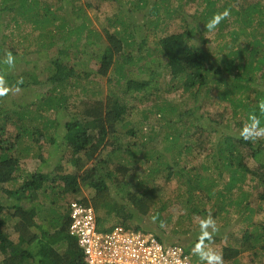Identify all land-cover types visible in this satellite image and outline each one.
<instances>
[{
  "label": "trees",
  "instance_id": "1",
  "mask_svg": "<svg viewBox=\"0 0 264 264\" xmlns=\"http://www.w3.org/2000/svg\"><path fill=\"white\" fill-rule=\"evenodd\" d=\"M27 1V7L21 9V12L25 11L24 13H26L34 9L35 5L38 6L36 0H26L25 2L27 3ZM63 1V6L67 5V1L71 4L70 8H73L74 12L73 17L80 16L82 18L83 15L80 12L83 8L77 9L81 0ZM186 1L187 4L194 3L199 9H194V13L188 20L186 17L182 18L183 29L185 30L160 37L153 43L155 48L148 49L146 38L139 41L134 39L130 32V24L127 23L130 22L131 10L117 5L116 18L113 22L108 21L110 22L108 26L113 27L114 31L103 30L100 35L96 32V39L93 44L90 38L94 32L89 34L84 43H80V35L84 33L85 26L82 24L78 25L77 28H71V23H74L73 19L69 23L66 22L65 17L64 20L62 19L66 22V46H61L56 57L49 61V68L45 70L48 75L43 82L37 79L36 74L31 75L29 72L27 73L31 76L28 77V81L23 82L21 79V82H18L17 75L13 73L16 77L11 76L12 73L8 71L9 68L0 63V72L7 70L5 73L8 84L14 83L15 88H25L28 85L40 83L49 87L48 92L38 96V104L35 105L32 102L22 106V103L16 102L13 98L6 104H4L5 100L0 101V186L14 183L21 177V161L32 153L35 145H39V140L35 135L32 136V132L42 131L44 134L42 137L46 136L48 122L43 121L45 116L42 112L45 109L57 114H60L61 110L64 113L68 112L69 104L66 102L64 93L66 87L70 85V80L76 78V72L82 71L84 76L93 73L105 77L110 71H114L119 79L126 74V67L138 63V74L135 77L128 76L129 78L125 80L126 83L121 91L107 93L104 99L99 101H83V107L80 106L82 109L77 110L76 115L74 113L75 120L74 118L71 121L67 119L64 123L60 142L64 145V149L67 147L72 149L75 155L74 169L76 173L54 175L51 179H48L46 174L34 173L29 175L20 184L18 190L14 192L19 199L17 203L6 207L0 202V256L4 257L0 264H84L75 239L68 234L70 221L66 203H64L62 213L55 222L57 225L49 226L52 229H45L42 224L36 222L35 207L32 205L26 207L20 203L21 200H27V197L28 200H35L38 195L48 196L52 194L51 202L56 205L57 201L62 199L61 195L63 194V192H54L53 185H55L56 180L60 181L64 192L73 195L80 194L82 190L88 192L89 204L95 210L98 229L107 230L110 227L120 225L127 230H143L135 221V215L144 217L152 213L154 204L159 200L157 188L140 189L139 186H136L135 189L139 190V194L128 191L121 201L117 199L121 204L116 203L109 210L105 202L106 195L110 193L107 183L108 177L106 174L103 177H97L94 172H99L107 167L108 171L113 169V173H119V170H123V166L119 169L118 165L111 164L109 166L110 160H101L91 169L85 167V163L93 162L98 151L106 148H110L108 152L120 151L119 144L116 143L114 147L115 142L113 139L110 141L109 137H114L116 140L117 124L122 123L123 119L130 114L131 107L136 106L135 103L139 97L147 103L156 104L154 106L155 113L161 117L160 123L164 122L163 129H166L162 138L163 143L170 142L171 139L168 138L179 139L180 134L177 133V136H173L174 131H180L178 129L179 124H187L183 132L187 134L186 137H196L194 141L199 146L194 150L198 156L207 150L216 152L218 159L217 166L214 164V171L219 177L224 174L228 176V181L224 184L226 196L222 192L218 195L221 203L232 199V196L229 197L228 195L233 189H237L242 193L234 204L238 207L243 206L244 212L248 210L249 195L242 189L248 176L261 182L264 189V146L261 143L254 142L252 144V141H244L238 132H234L236 128L241 130L252 114L257 115L261 123L264 124V113L259 109L260 103L264 102V5L261 4L264 0ZM148 2L149 0H135L133 3L129 2L128 5L131 4L133 10H141L148 5ZM155 5L157 8L151 10L153 15L158 16L162 11L167 15V18H170L175 12L169 3L161 7ZM225 9L230 10L229 18L233 19L236 28L233 31H227L218 27L212 31L216 40L219 39L220 41L221 39L223 41L220 49L215 51L212 56L210 52L200 48L194 42L195 36L198 35L199 41H204L202 34L210 32L206 30L205 25L214 13L222 12ZM43 11L49 12L50 9L46 7V10ZM238 17L243 19L242 25L238 24L240 23ZM47 36L53 39V36ZM95 41H97L96 44ZM99 41H104L106 45L104 47L99 45ZM241 42H245L241 46L242 50L239 49ZM91 44L96 46L97 52L94 56L88 57L86 50ZM80 45L82 50H79ZM225 47L232 49H228L230 51L226 53ZM9 52L0 46V61ZM217 55L220 56L215 60V63H211L210 60ZM92 58H95L99 63L95 70L89 67ZM157 68L164 70V74H161L163 80L160 82H158L160 73H157ZM146 69L150 71L147 72ZM152 82L159 84L158 87H153ZM255 83L259 84L260 90L253 88ZM117 84H119V80ZM177 92H181L178 102L166 101L162 98V94H176ZM130 95H136L133 104L124 98L131 97ZM183 99H191L196 105L198 104L197 109L205 110V115L210 113L206 108L213 107L219 112L230 109L232 115L230 120L226 121L227 131H222L217 141H214L213 138H204L214 136L213 134L216 135L219 131L212 130L213 127L210 129V125L209 127L200 125L199 120L198 123L194 124L197 121L195 118H191L193 121L191 123L185 121L184 115L191 114L189 113L190 108H186L187 110L185 109L179 116L181 105L185 107L189 105V101L186 103L180 101ZM16 104H19L20 107H15ZM32 106L35 107L34 110H31ZM240 113L244 114V120L238 117ZM162 115L165 116V119ZM202 115L201 117H203ZM169 117H176V120L169 119ZM36 121H41V128L36 127ZM8 126H13L16 132L7 133ZM126 135L133 137L134 132L127 131ZM259 141L264 142V140ZM216 142H218L217 144L222 143L224 146L217 145L216 150L210 147ZM131 145L134 144L131 142ZM175 145L181 147L178 142ZM112 149L114 150L111 151ZM182 149L190 154L193 150V148ZM126 150L128 151L129 148L124 149V151ZM179 159L180 157L174 166L177 164L183 172L185 168ZM166 169L169 172L172 171L171 167L167 166ZM217 170L223 172L218 173ZM194 173L196 174L194 175L195 178L200 177L199 172ZM169 174H167V178L170 177ZM107 175L113 181L116 178L110 172ZM185 179V183L188 185L191 184L190 180L193 182V179L188 176ZM207 180L210 182L209 179ZM203 182L201 180L200 183ZM195 183L194 187H197L198 182ZM189 189H193V183L189 185ZM0 192L7 193L8 191L1 188ZM260 199L264 201V190ZM190 211L192 212L193 209ZM248 212L251 213L250 210ZM106 216H108V224L105 223ZM9 221L16 222L14 230L19 238L17 244L10 240L5 233L4 228ZM48 230L52 231L48 232ZM150 232H154V230ZM155 236L160 235L155 234ZM230 237H232L235 246L223 248V259L235 263L237 257L244 253L264 256V228L261 226L254 228L252 232H243L240 238ZM157 238L159 239V237ZM19 243L23 244L20 248Z\"/></svg>",
  "mask_w": 264,
  "mask_h": 264
},
{
  "label": "rangeland",
  "instance_id": "2",
  "mask_svg": "<svg viewBox=\"0 0 264 264\" xmlns=\"http://www.w3.org/2000/svg\"><path fill=\"white\" fill-rule=\"evenodd\" d=\"M25 1L26 0H0V46L4 50L6 49L7 52L10 51L11 54L13 53L12 56L15 58V64L14 67L9 68L8 71L12 73L10 75L13 77L17 75V78H19L18 82H21V79H23V82L28 81V77L33 74L38 76L37 79L40 82L46 80L48 72H45V70L49 68V61L56 57L57 51L61 46H66V22L69 23L71 19L74 21V23L70 25L71 28H77L78 25L82 24L85 26L84 33L80 35V43H84V40L89 34L94 32L90 38L93 44V41L96 39V32L100 35L103 33V30L108 32L114 31L113 27L110 28L108 26L110 24L108 21L113 22L116 18L117 5L130 8L131 18L129 20L130 22H127L130 24V32L133 34L136 41L146 38L149 49L155 48L153 43L160 37L176 34L185 30L183 29L182 18L186 17L188 20L194 13V9L198 8L194 3L187 4L186 0H149L148 5L141 10H133L131 9V4L128 5L129 2L133 3L135 0H81L77 6V9L83 8L82 12L78 10L80 14L83 15L81 18L80 16L73 17V8H70L71 4L68 1L66 3L67 5L63 6V0H36L38 6L35 5L34 9L24 13L25 11L21 12V9L27 7L28 1L27 3ZM168 3L169 6L175 10L170 18H167V15L162 11L158 16L151 14V10L157 8L155 4L161 7ZM136 4L139 3L136 2ZM261 4L264 5V1H262ZM46 7H49V12L43 11L46 10ZM64 17L66 22L63 21ZM124 18L126 19V17ZM225 20L226 21L219 24L218 27L227 31L235 30L236 25L233 19L228 18ZM238 20L240 22L238 24L242 25L244 22L243 19L238 17ZM47 35L53 36V39L48 38ZM202 35L204 36V41H199L197 39L198 35H196L194 42H196L200 48L206 49L213 56L215 51L220 49V45L223 44V41L221 39L220 41L219 39L216 40L212 31L203 33ZM96 42L97 41L94 43L96 44ZM99 43L97 44L103 47L106 45L104 41H99ZM92 44L89 45V48L86 50L88 57L94 56L95 52H97L96 46H92ZM244 44L245 42H241V45L238 44L240 50L243 49L241 46ZM225 48L226 53L230 51L228 49H232L228 47ZM69 50L71 51V49ZM79 50H82L81 45ZM219 56L217 55L211 59V63H215V60H217ZM95 58L91 59L89 65V67L94 70L98 68L99 64ZM137 64L126 67V74L119 79L114 71H110L105 77L93 73L84 76L82 71L76 72V78L70 80V85L66 87L64 93L66 102L69 104L68 112L64 113L61 110V113L57 114L56 112H50L46 109L42 112L45 116L43 121L48 122V128L45 132L46 136L44 138L42 137L44 136L42 131L32 132V136L34 137L35 135L39 140V145H35L32 153L21 161L20 170L22 171V175L18 178V181L0 186V189L5 188V190L9 192H0V202L2 204L9 207L19 201L18 196L14 192L18 190L20 184L23 183L29 175L43 173L48 176V179H51L54 175L76 173L74 169L75 155L72 149L69 147L64 149V145L60 142V138L64 131V123L67 119L71 121L74 118L75 120L74 113L82 109H80V106H82L83 101H99L104 99L107 93L121 91L126 83L125 80L129 78L128 76L135 77V75L138 74ZM4 70H6V67H4ZM146 71L149 72L150 70L146 69ZM156 71L160 73L158 76V82H160L163 80L162 75L164 74V70L157 68ZM79 72L80 74L78 75ZM118 80L119 84H117ZM9 84H11L9 93L4 96L3 99L0 97V101L5 100L4 104L8 103V101L13 98L16 102L22 103V106L32 102L35 105L36 103L38 104V96L49 91V87L41 83L38 85H28L25 88H15L14 83ZM152 84L154 85L153 87H158L159 85L154 82H152ZM253 88L257 90L261 89L258 83L253 84ZM180 93L181 92H177L176 94L165 93L162 94V98L166 101L178 102L177 100L180 98ZM130 96L131 97L128 96L124 98L130 100L131 104H133L136 95ZM185 100L186 99L180 101L183 103L189 101V105L187 107L181 105L182 108L179 116H181L186 108H190L189 113L191 114L184 115L185 121L191 123V118H195L197 121L194 124L198 123L199 120L200 125H207L208 127L210 125V129L213 127L212 130L219 131L216 135L214 133V136L204 138H213L214 141H217L221 132L227 131L225 125L226 121H229L232 115L230 109H228V111L219 112V110L213 107L209 109L206 108L210 113L206 112L209 115H205V110L201 108L197 109L198 104L196 105L191 99ZM135 104L136 106L131 107L130 114L123 119V122L117 124L116 140L114 137H109L110 141L113 139L115 142L114 147L116 143L119 144L121 147L120 151L114 152V149H112L111 151L113 152H108L110 148H106L105 150L97 152L92 163H85V167L90 169L101 160H110L108 162L109 166H111V164H114V166L118 165L119 169L123 166V170H119V173H113V169L108 171L107 167L99 172H94L97 177H103L105 174L108 177L109 181L107 183L109 184L110 193L106 195L105 202L109 210L115 206L116 203L121 204L117 199L121 201L128 191L129 193L133 192L134 194H139V190L135 189L136 186H139L140 189H145L147 187L157 188L159 200L154 204V210L144 217L135 215V221L140 225L139 227L143 229L141 231L145 230L153 235H160L155 237H159L165 244H175L182 247L183 250L191 256V260L194 264H203L199 257L193 252L200 237V227L198 223L200 218L207 217L209 214L214 218L217 231L213 233L212 238L206 240L205 243L221 254L223 253V248L235 246L230 236L240 238L243 232H252L253 229L258 226L264 228V201L260 199V195L264 189L261 182L248 176L243 183L242 189L249 195L247 206L248 210L251 211L250 214L248 210L245 212L243 211V206L238 207L234 204L242 193V191H238L237 189H233L231 194L228 195L229 197L232 196V199L221 203L218 195L222 192V194L226 196L224 184L228 181V176L227 174H224L222 177L216 175V171H214V164L217 166L218 159L216 152L207 150L202 155L198 156V153L194 150L199 146L194 141L196 137H186L187 134L183 132L187 124H179L178 129L180 131H174L173 136H177L178 133L181 136L179 139L168 138L171 139L170 142L163 143L162 138L164 137L166 129H163L165 125L164 122L160 123L161 117L155 113L154 106L156 104L152 105L151 103H147L140 97ZM17 106L20 107L19 104H16L15 107ZM34 109L35 107L32 106L31 110ZM201 114H203V117H201ZM162 117L165 119L164 115H162ZM238 117L243 119L244 114L240 113ZM169 119L175 121L176 117H169ZM36 125V127L41 128V121H36ZM130 130L134 132L133 137L129 135L125 136L126 132ZM13 131L16 132L13 126L7 127V133H13ZM234 132H238L240 135L241 130L236 128ZM131 142L134 145H131ZM177 142L180 143L181 147L175 145ZM254 142L261 143L264 146L263 141L261 142L258 140ZM254 142L252 144H254ZM217 143L218 142L210 147L216 150L218 148L217 145L221 147L224 146L222 143ZM127 148H129V150H126L127 152L124 151V149ZM182 148L188 150L193 148V150L190 154ZM179 157L181 164H183L185 168L183 172L180 166L177 164L174 166V163ZM167 166L172 168V171L170 170L171 172L166 169ZM220 168H222V166H220ZM108 172H110L111 175H115L116 178L114 181L107 175ZM194 172H199L201 178L198 176L195 178L194 175L196 174ZM217 172L221 173L223 171L219 172V170H217ZM168 173H170V177L167 178ZM187 176L193 179V182L191 180L189 181L191 182L189 185L193 183V189H189L188 183H185V177ZM207 179H209L210 182H208ZM201 180L204 182L200 183ZM195 182H198L196 185L197 187H194L196 184ZM121 187L123 188L119 191ZM53 188L56 193L63 192L61 195L62 199L58 200L56 205H53L51 202L53 198L52 194L48 196L38 195L35 200H28L29 198L27 197V200L20 201V203L24 204L26 207L32 205L36 208V222L42 224L45 229H48L50 225H57L55 222L58 216H60V213H62L64 203L68 206L71 201L79 199L89 204L90 200L89 194L85 190H82L80 194L77 195L62 191V184L57 180ZM190 209H193V211L191 212ZM195 210H197V212H195ZM105 223L108 224V216L105 218ZM15 224V221H9L4 229L8 238L17 244L19 238L14 230ZM151 230H154V232H150ZM51 231L52 230H48V232ZM18 245L19 248L23 246L21 243ZM3 258V256H0V262ZM223 260L224 264H264L263 255L259 254V256H253L252 253L239 255L235 263L225 259Z\"/></svg>",
  "mask_w": 264,
  "mask_h": 264
},
{
  "label": "built area",
  "instance_id": "3",
  "mask_svg": "<svg viewBox=\"0 0 264 264\" xmlns=\"http://www.w3.org/2000/svg\"><path fill=\"white\" fill-rule=\"evenodd\" d=\"M67 213L68 234L84 264H194L182 247L165 244L149 232L120 225L98 229L94 208L79 199L69 203Z\"/></svg>",
  "mask_w": 264,
  "mask_h": 264
},
{
  "label": "clouds",
  "instance_id": "4",
  "mask_svg": "<svg viewBox=\"0 0 264 264\" xmlns=\"http://www.w3.org/2000/svg\"><path fill=\"white\" fill-rule=\"evenodd\" d=\"M229 16V9L214 13L211 19L205 25L206 30L215 31L219 24L225 19H228ZM0 63H3L8 68H12L15 64V58L9 52L6 54L5 58L0 61ZM10 90L11 86H9L6 79V73L0 72V97L6 96ZM259 109L262 113H264V102L260 103ZM240 137L244 141L254 142L258 140H264V124L261 123V120L257 115L252 114L249 116L248 122H246L241 129ZM198 223L200 227V237L193 249L194 254L199 257L203 264H224L222 254L205 243V241L210 240L213 233L217 231L214 218L211 214H209L207 217L200 218Z\"/></svg>",
  "mask_w": 264,
  "mask_h": 264
}]
</instances>
